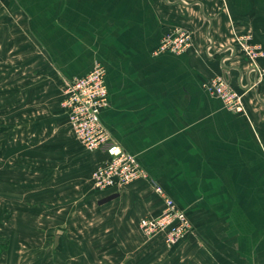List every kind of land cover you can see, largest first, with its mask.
I'll use <instances>...</instances> for the list:
<instances>
[{
    "label": "crops",
    "instance_id": "obj_1",
    "mask_svg": "<svg viewBox=\"0 0 264 264\" xmlns=\"http://www.w3.org/2000/svg\"><path fill=\"white\" fill-rule=\"evenodd\" d=\"M4 1L5 15L22 20L19 30L1 28L19 33L14 48L34 50L39 81L52 65L38 107L61 121L67 115L69 125L63 83L103 64L110 106L101 117L112 141L134 153L193 221V233L169 246L164 233L149 237L139 228L164 208L149 181L105 192L93 186L105 199L103 236L114 243L107 264H264V57L249 60L239 42L251 34L264 47V0ZM178 25L193 32L191 47L158 51ZM216 75L243 93V112L205 89ZM29 83L24 93L15 89L23 98L35 93ZM93 154L95 166L107 158Z\"/></svg>",
    "mask_w": 264,
    "mask_h": 264
},
{
    "label": "rangeland",
    "instance_id": "obj_2",
    "mask_svg": "<svg viewBox=\"0 0 264 264\" xmlns=\"http://www.w3.org/2000/svg\"><path fill=\"white\" fill-rule=\"evenodd\" d=\"M4 9L0 0V264H107L114 243L103 236L105 199L92 185L94 152L71 130L67 115L61 121L38 107L41 84L52 86V65L39 81L34 50L22 43L14 48L12 36L19 33L1 28L13 23L19 30L22 17ZM28 56L35 61L31 72ZM28 82L35 93L23 98L15 89L24 93ZM26 98L33 102L25 105Z\"/></svg>",
    "mask_w": 264,
    "mask_h": 264
},
{
    "label": "built area",
    "instance_id": "obj_3",
    "mask_svg": "<svg viewBox=\"0 0 264 264\" xmlns=\"http://www.w3.org/2000/svg\"><path fill=\"white\" fill-rule=\"evenodd\" d=\"M252 35L239 37L245 56L256 62L264 57V47L250 42ZM193 32L183 26H175L171 33L164 36L158 51L182 52L193 44ZM259 74L264 78V65ZM205 89L214 97L222 100L228 109L243 112L244 95L234 89L223 75H216L204 83ZM63 107L68 111L71 130L88 151H104L107 154L93 170L92 182L99 192L115 187L130 185L140 179L149 181L155 192L163 199L164 208L158 216L140 219V228L149 237L165 234V242L173 246L194 231L189 214L181 208L166 191L164 185L149 176L137 156L112 141L107 127L102 121V112L110 106L109 86L106 67L101 63L87 73L67 79L63 90ZM264 150V145H263Z\"/></svg>",
    "mask_w": 264,
    "mask_h": 264
}]
</instances>
